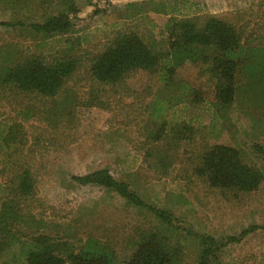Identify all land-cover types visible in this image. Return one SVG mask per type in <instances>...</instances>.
Masks as SVG:
<instances>
[{
	"label": "rangeland",
	"instance_id": "374dc122",
	"mask_svg": "<svg viewBox=\"0 0 264 264\" xmlns=\"http://www.w3.org/2000/svg\"><path fill=\"white\" fill-rule=\"evenodd\" d=\"M50 1L45 8L33 2L27 10L17 11L12 0H0V22L24 23L14 29L0 27V63L8 54L12 61L31 55L97 54L117 32L129 30L162 52L167 49L169 18L217 12L225 14L236 29L243 28L251 40L242 52V58L248 59L237 75L236 97L229 107L216 104L214 82L200 67L189 62L177 67L175 79L197 90L203 101L198 107L182 105L168 112V124L183 119L198 133L191 141L172 145L173 166L166 174L155 171L138 150L147 133L156 130V124L143 115L146 103L168 92L157 74L140 73L128 82L134 98L109 91L94 94L83 81L85 75L78 73L67 94L47 106L34 103L35 115L23 122L25 141L20 147L16 144L17 155L15 147L6 148L2 140L14 122L10 117L18 113L15 121L23 118L24 105L0 92V206L11 197L8 187L14 172L28 167L36 179L35 197L23 204L28 206L15 223L17 228L26 235L37 230L61 237L66 232L82 244L106 248L118 264L130 256L141 232L156 228L168 243L180 246L179 264L199 263L204 237L220 244L212 264H264V0H73L77 12H68V32L43 37L29 24H41L63 12L60 0ZM140 4L145 5L143 11L136 10ZM217 144L238 150L244 163L262 173L258 190L220 191L193 175L203 148ZM101 169L128 183L147 205L169 211L171 227L102 187L80 186L71 180ZM250 227L262 229L238 243H226ZM7 240L10 245L0 251V264H23L25 240L20 244Z\"/></svg>",
	"mask_w": 264,
	"mask_h": 264
},
{
	"label": "trees",
	"instance_id": "16d2710c",
	"mask_svg": "<svg viewBox=\"0 0 264 264\" xmlns=\"http://www.w3.org/2000/svg\"><path fill=\"white\" fill-rule=\"evenodd\" d=\"M49 1L12 0V3L17 11H21L34 5L33 2L37 7L45 8L44 4H50ZM59 3L58 5L64 7L63 12L47 18L41 24H29L30 29L43 37L67 33L71 26L68 12L72 14L77 10L73 0H60ZM144 9L145 5L140 4L136 7L137 11ZM262 17L264 20V12ZM167 24L165 29L167 49L162 52L147 43L137 31L129 30L117 32L97 54L31 55L15 61L11 60L13 57L9 54L6 55L0 63V92L9 94L24 107L20 106L23 107V118L20 122L15 121L19 118L18 113L10 119L14 122L3 137L5 147L8 149L15 147L14 155L20 152L16 144L19 147L24 144L23 122L35 115L32 109L34 103L47 106L50 101L67 94L71 89L70 83L78 73L82 72L85 75L83 81L89 84V90L94 94L109 91L115 96L124 97L135 96L128 85L130 80L140 73H153L158 75L159 81L163 84L162 89L168 92H165L164 97L160 93L155 95L151 101L152 114L159 124H156L154 132L147 133L138 150L144 152V161L151 162L150 166L155 171L166 174L173 166L169 161L172 159L170 152L172 145L193 140L198 131L185 120L168 124L164 111L169 112L182 105L198 107L203 101L197 90L175 79L177 67L185 62L200 67L201 71L207 73L214 82L216 104L221 108L229 107L236 97L237 75L248 59L246 56V59L242 58V52L251 40L244 34V29H236L225 14L217 17L208 15L171 17ZM23 26L24 23L21 21L0 22V27L7 29ZM251 58L254 62L255 58L252 56ZM40 140V137L36 138V143L38 144ZM161 145L166 147L164 151L161 150ZM192 173L212 189L242 194L255 192L263 181L262 173L244 163L238 150L220 144L203 148L199 164ZM71 180L80 186L102 187L116 194L126 204L147 210L159 224L166 227L172 225L173 217L169 211L144 203L130 189L128 183L114 179L108 169L73 176ZM35 184L36 179L30 168L23 166L13 173L8 187L11 197L4 200L0 206V251L8 248L9 238L17 240L18 244L24 239L27 249L23 254V264H118L113 254L106 248L97 244H82L81 239H76L66 232H63L61 237L38 233L37 230L28 235L21 232L15 223L21 221V212L28 206L23 204L34 199ZM259 229L262 228L250 227L239 237L228 238L226 243H238ZM201 241L203 248L198 264H212L214 250L220 244L211 237H204ZM180 256V246H172L162 230L156 228L155 231L141 232L137 242L133 244L132 253L120 264H179Z\"/></svg>",
	"mask_w": 264,
	"mask_h": 264
},
{
	"label": "crops",
	"instance_id": "0c3cea01",
	"mask_svg": "<svg viewBox=\"0 0 264 264\" xmlns=\"http://www.w3.org/2000/svg\"><path fill=\"white\" fill-rule=\"evenodd\" d=\"M218 13V14H217ZM217 13H214V16H220V15H223V14H220V12H217ZM152 100H150L149 102H147L146 103V114H145V112H143V115H145V117H146V119H148V122H150L151 124H159V123H157L156 122V118L153 116V114H152V108H151V106H152V102H151ZM164 114H165V120L167 121V114H168V111H164ZM12 118V116L10 117V119ZM13 119V118H12ZM183 120V119H182ZM181 120V121H182ZM179 122V121H178ZM144 142V141H143ZM139 146H140V144H139ZM142 159L143 160H145L144 159V152L142 153Z\"/></svg>",
	"mask_w": 264,
	"mask_h": 264
}]
</instances>
